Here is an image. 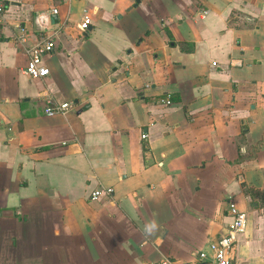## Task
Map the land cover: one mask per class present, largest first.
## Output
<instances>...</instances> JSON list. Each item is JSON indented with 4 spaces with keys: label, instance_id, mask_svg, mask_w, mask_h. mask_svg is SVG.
<instances>
[{
    "label": "crops",
    "instance_id": "1",
    "mask_svg": "<svg viewBox=\"0 0 264 264\" xmlns=\"http://www.w3.org/2000/svg\"><path fill=\"white\" fill-rule=\"evenodd\" d=\"M3 2L0 264L192 261L228 201L247 219L231 256L264 264V0ZM48 94L78 106L48 116Z\"/></svg>",
    "mask_w": 264,
    "mask_h": 264
},
{
    "label": "built area",
    "instance_id": "2",
    "mask_svg": "<svg viewBox=\"0 0 264 264\" xmlns=\"http://www.w3.org/2000/svg\"><path fill=\"white\" fill-rule=\"evenodd\" d=\"M5 4L0 0V24L4 20ZM51 14H56L57 9L52 8ZM90 22L87 15H84L78 23L80 31L85 32ZM25 39L20 37L19 42ZM54 49V42L51 36H45L28 49V61L25 67V73L32 79L44 78L48 75V68L43 62L44 56L51 54ZM159 103L170 105L172 101L168 98L159 99ZM44 113L48 116L61 114L64 115L68 111L75 110L78 106L73 101H57L53 95L48 94L44 98ZM142 139H146L147 135L142 133ZM111 188L95 190L91 193V199H97L101 194H111ZM227 210L231 216V221L227 225L225 232L216 240L210 241L208 247L210 254L200 251L194 260L181 261L171 258H162L154 264H249L241 262L231 256V251L238 240V237L244 233L246 228V212L237 209L232 201L227 202Z\"/></svg>",
    "mask_w": 264,
    "mask_h": 264
},
{
    "label": "clouds",
    "instance_id": "3",
    "mask_svg": "<svg viewBox=\"0 0 264 264\" xmlns=\"http://www.w3.org/2000/svg\"><path fill=\"white\" fill-rule=\"evenodd\" d=\"M159 230V224L156 220L149 221L148 226L142 229L145 236H152Z\"/></svg>",
    "mask_w": 264,
    "mask_h": 264
},
{
    "label": "water",
    "instance_id": "4",
    "mask_svg": "<svg viewBox=\"0 0 264 264\" xmlns=\"http://www.w3.org/2000/svg\"><path fill=\"white\" fill-rule=\"evenodd\" d=\"M138 2H139V0H136V4H135V5H133V6H136Z\"/></svg>",
    "mask_w": 264,
    "mask_h": 264
}]
</instances>
